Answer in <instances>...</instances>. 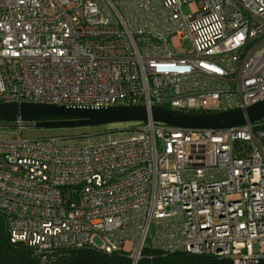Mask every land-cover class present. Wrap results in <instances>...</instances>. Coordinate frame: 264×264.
Segmentation results:
<instances>
[{"label": "built area", "instance_id": "1", "mask_svg": "<svg viewBox=\"0 0 264 264\" xmlns=\"http://www.w3.org/2000/svg\"><path fill=\"white\" fill-rule=\"evenodd\" d=\"M263 98L264 0H0V102L220 112ZM24 126L0 121L13 240L121 247L137 261L153 227L171 251L264 259L261 120L136 121L76 140L25 138Z\"/></svg>", "mask_w": 264, "mask_h": 264}, {"label": "water", "instance_id": "2", "mask_svg": "<svg viewBox=\"0 0 264 264\" xmlns=\"http://www.w3.org/2000/svg\"><path fill=\"white\" fill-rule=\"evenodd\" d=\"M0 118L5 122L21 120L39 127H89L117 122L155 120L178 126L227 128L264 119V98L245 109L220 112H184L146 104L74 106L6 101L0 102Z\"/></svg>", "mask_w": 264, "mask_h": 264}, {"label": "trees", "instance_id": "3", "mask_svg": "<svg viewBox=\"0 0 264 264\" xmlns=\"http://www.w3.org/2000/svg\"><path fill=\"white\" fill-rule=\"evenodd\" d=\"M261 121L264 122V119ZM95 240L98 244L102 242L99 235ZM145 244L137 261H134L130 252L121 247L112 252L87 244L45 250L38 245L13 240L6 212L0 209V264H234L232 258L227 256L186 250L171 251ZM256 264H264V259Z\"/></svg>", "mask_w": 264, "mask_h": 264}, {"label": "rangeland", "instance_id": "4", "mask_svg": "<svg viewBox=\"0 0 264 264\" xmlns=\"http://www.w3.org/2000/svg\"><path fill=\"white\" fill-rule=\"evenodd\" d=\"M190 8L188 5L184 7L185 12H189ZM183 47L177 49L180 53L185 48H190V44L188 40H183ZM132 125V122H117V123H110L100 126H84V127H39L33 125V123H25V126L22 130V136L29 139H37V138H44L50 136H62L67 137L72 140H76L83 136H90L93 138H98V135L109 131L110 128L115 129H125ZM111 131V130H110ZM152 233L153 227H151L150 231L148 232V237L145 240L146 244L150 246L152 244ZM256 246V243H255Z\"/></svg>", "mask_w": 264, "mask_h": 264}, {"label": "bare ground", "instance_id": "5", "mask_svg": "<svg viewBox=\"0 0 264 264\" xmlns=\"http://www.w3.org/2000/svg\"><path fill=\"white\" fill-rule=\"evenodd\" d=\"M258 101H260V100H258ZM258 101H257V102H258ZM255 103H256V102H255ZM253 104H254V103H253ZM251 105H252V104H251Z\"/></svg>", "mask_w": 264, "mask_h": 264}]
</instances>
